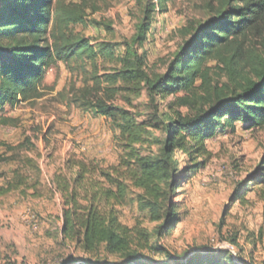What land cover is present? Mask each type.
Returning a JSON list of instances; mask_svg holds the SVG:
<instances>
[{
	"label": "trees",
	"instance_id": "16d2710c",
	"mask_svg": "<svg viewBox=\"0 0 264 264\" xmlns=\"http://www.w3.org/2000/svg\"><path fill=\"white\" fill-rule=\"evenodd\" d=\"M171 1L146 6L135 35L118 56L113 48L98 50L71 32L86 23L81 5L0 0V114L41 99L49 69L62 63L72 71V65H80L83 86L74 90L73 101L83 112L101 117L117 139V165L105 168L70 158L52 178L62 199L63 239L76 242L89 256L79 264H117L108 257L126 255L131 258L127 264H142L139 251L168 255L161 241L182 222L177 198L211 159L208 141L220 131H235L237 124L264 128V0H225L213 17L185 29L189 38L167 71L151 74L144 47L154 14L166 13ZM101 56L115 63L103 74ZM223 76L228 83L219 86ZM7 121L0 117V123ZM178 153L188 157L183 167ZM26 185L18 172L15 181L0 187V198L15 191L25 194L21 189ZM262 185L264 160L239 183L233 202L245 204L247 193ZM260 199L264 204V188ZM128 201L156 224L153 230L122 224L120 208ZM96 255L107 259L94 260ZM181 264L241 263L219 249L197 252Z\"/></svg>",
	"mask_w": 264,
	"mask_h": 264
},
{
	"label": "rangeland",
	"instance_id": "374dc122",
	"mask_svg": "<svg viewBox=\"0 0 264 264\" xmlns=\"http://www.w3.org/2000/svg\"><path fill=\"white\" fill-rule=\"evenodd\" d=\"M68 2L81 5L87 15L86 23L71 32L98 50L109 46L119 56L122 44L135 35L146 6L156 0ZM224 2L172 0L166 13L157 11L144 47L149 72L165 73L189 38L185 29L213 17ZM114 66L106 57L98 59L100 74ZM72 69L62 63L49 69L41 99L7 107L0 114L8 120L0 123V187L15 181L18 172L27 179L21 189L25 194L15 191L0 198V264H79L89 258L76 242L63 239L62 199L52 188V178L55 172L64 171L70 158L94 161L105 168L117 165L119 149L104 120L83 112L73 101L74 90L83 86L84 74L80 65H72ZM218 80L219 86L228 83L225 76ZM145 101V97L141 99ZM207 145L212 157L206 168L183 186L177 198L182 222L161 241L168 255L139 251L142 264H181L197 252L219 249L230 251L241 264H264V204L260 199L264 185L248 192L245 204L232 200L239 183L262 165L264 128L249 130L237 124L235 131H220ZM177 157L182 167L188 163L186 154ZM120 220L129 228L138 225L153 230L156 226L131 201L120 208ZM96 258L107 259L105 255L93 256ZM107 260L127 264L131 258Z\"/></svg>",
	"mask_w": 264,
	"mask_h": 264
}]
</instances>
